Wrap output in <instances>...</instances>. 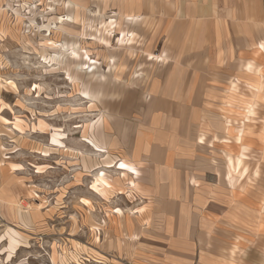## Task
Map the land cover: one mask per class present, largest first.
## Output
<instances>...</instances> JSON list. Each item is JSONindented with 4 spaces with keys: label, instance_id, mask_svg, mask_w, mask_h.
<instances>
[{
    "label": "crops",
    "instance_id": "crops-1",
    "mask_svg": "<svg viewBox=\"0 0 264 264\" xmlns=\"http://www.w3.org/2000/svg\"><path fill=\"white\" fill-rule=\"evenodd\" d=\"M68 1L115 18L116 33L136 34L133 45L119 44L137 59L135 70L121 91L108 93L95 137L105 157L140 173L129 180L115 167L144 230L138 262L264 264L258 141L249 124L234 122L236 104L247 103L245 118L256 115L251 94L264 79V0ZM145 52L163 59L147 61ZM241 155L248 173L240 179L233 171L229 181L228 161Z\"/></svg>",
    "mask_w": 264,
    "mask_h": 264
},
{
    "label": "rangeland",
    "instance_id": "rangeland-1",
    "mask_svg": "<svg viewBox=\"0 0 264 264\" xmlns=\"http://www.w3.org/2000/svg\"><path fill=\"white\" fill-rule=\"evenodd\" d=\"M74 7L63 0H0V83L10 78L19 89L0 92V98L23 118L20 125L0 121V236L17 242L11 260L0 249V264H140L144 230L115 162L95 137L100 113L111 103L108 93L122 90L120 82L131 78L137 59L113 43L115 18ZM32 84L38 94L31 93ZM252 95L256 115L245 118L247 103L236 104L234 122L242 129L246 123V130L251 126L258 141L253 161L262 174L264 79ZM53 133L63 149L51 145ZM17 163L22 167L13 170ZM45 163V172L34 171V164ZM102 170L116 194L82 206L79 201L89 196Z\"/></svg>",
    "mask_w": 264,
    "mask_h": 264
},
{
    "label": "snow or ice",
    "instance_id": "snow-or-ice-1",
    "mask_svg": "<svg viewBox=\"0 0 264 264\" xmlns=\"http://www.w3.org/2000/svg\"><path fill=\"white\" fill-rule=\"evenodd\" d=\"M129 19L131 20V17H129ZM109 23L112 24L113 27H115L114 21H109ZM109 35H112V33L109 32ZM135 35H136L135 32H129L127 34V38H126L125 33L123 31H119L116 33V36L113 37V43L118 42L121 45H125V44L126 45H133L135 43V40H134ZM0 38H2V37H0ZM100 43L106 44L107 41L101 40ZM261 47H264V45H261ZM71 55L73 57H76L75 52H73ZM144 55H145L147 61H157V60L163 59V57L151 55L148 52H145ZM76 58L79 59V57H76ZM83 59L87 60L88 56L85 54ZM93 63H95V61H93ZM0 67H3V65L0 64ZM84 67L87 68V65L85 64ZM249 67H251V66H249ZM137 75H140V73L137 72ZM69 79H71V77H69ZM38 87L39 86L37 84H32L30 86L31 93L32 94H38L36 91L38 89ZM5 90L10 92V93H12V92L18 93L19 92L17 84L14 83L13 80L10 78H7L4 80L3 83H0V92H3ZM249 115L254 116L255 113L250 112ZM0 121H3V123L6 125H11L13 123V121L17 125H20L23 123V118L16 116V112L13 110L12 103L7 101L4 98H0ZM45 127H41L39 130L44 131ZM77 127L79 128V126H77ZM31 130L36 131L37 129L35 127H32ZM59 131L63 132V129H60ZM50 139H51V145H59L60 149H63L65 147L64 143H59L55 133H53V135L51 136ZM88 143L91 144L92 141L89 140ZM200 143H202V144L204 143L203 138H201ZM93 147H95V146L93 145ZM100 151H103V149H100ZM42 155L44 157H47L50 155V153L48 151H44L42 153ZM243 160H244L243 155H241L239 159H235V160H233L231 158L229 159V161H228V164L230 165V169L228 171V180L229 181H231L233 178L232 177L233 171L237 172L238 178H240V179H243V176L239 175L240 173L247 175L248 169L244 168L242 166ZM21 167H22V165H20L19 163L14 164L13 170H16L17 168H21ZM32 167L36 173H43L47 170L48 165L46 163L43 164L42 166H36L34 164ZM112 167H113V165H109L108 169H110ZM114 167L118 168L120 170V173L127 172V173L131 174V176L128 178L129 180L131 179L132 176H139L140 175V173L137 171V169L129 163L117 161L116 164L114 165ZM108 169H105V171H107ZM105 171H100L98 176L96 177L95 181L90 183L91 193L89 194V196L87 198H83L79 201V203L82 206H87V207L91 208V207H93L95 200L99 199L100 197H103L104 200H109L111 196H114L116 194L115 191L113 190V185L111 183H109L107 178L105 177ZM127 182L128 181L126 180L123 183H127ZM101 186H103L104 190H102ZM131 188L132 189L136 188V184L134 182L131 183ZM127 195L129 197V199H131L133 194L131 191H129L127 193ZM113 211L118 213V214H122V209L120 207H114ZM136 211L142 212V211H144V209L143 208H137ZM16 243L17 242L15 240H12L11 242H9V240L6 238V236H0V249H3V252L7 256L8 260L12 259L13 250L16 247ZM5 245H7V247H5ZM13 264H15V261H13Z\"/></svg>",
    "mask_w": 264,
    "mask_h": 264
},
{
    "label": "bare ground",
    "instance_id": "bare-ground-1",
    "mask_svg": "<svg viewBox=\"0 0 264 264\" xmlns=\"http://www.w3.org/2000/svg\"><path fill=\"white\" fill-rule=\"evenodd\" d=\"M57 27V26H56ZM97 39V38H96ZM80 45V44H79ZM75 48H77V47H75ZM89 62H90V60H89ZM250 108V107H249ZM101 149V148H100ZM119 161V160H118ZM103 171V170H102ZM99 173V172H98ZM102 187V190H104L103 189V186H101ZM97 236V235H96ZM98 241V240H97Z\"/></svg>",
    "mask_w": 264,
    "mask_h": 264
}]
</instances>
